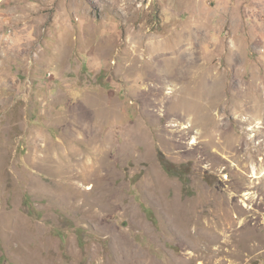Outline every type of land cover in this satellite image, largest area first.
<instances>
[{
	"label": "rangeland",
	"instance_id": "rangeland-1",
	"mask_svg": "<svg viewBox=\"0 0 264 264\" xmlns=\"http://www.w3.org/2000/svg\"><path fill=\"white\" fill-rule=\"evenodd\" d=\"M0 264H264V0H0Z\"/></svg>",
	"mask_w": 264,
	"mask_h": 264
},
{
	"label": "bare ground",
	"instance_id": "bare-ground-1",
	"mask_svg": "<svg viewBox=\"0 0 264 264\" xmlns=\"http://www.w3.org/2000/svg\"><path fill=\"white\" fill-rule=\"evenodd\" d=\"M75 136L76 135H71L72 140H75ZM76 139H77V137H76ZM49 160L57 162L55 164V166L53 167V168H55L53 170L54 174L56 176H58L59 179H66V182H68L70 185L69 187H67L66 189H63V190L56 191V189H55L54 190L55 193H57L59 196H61L63 201H65V200H67V201L71 200L72 201V199H76V200H74L76 202L82 201L81 203L79 202V204L77 206H81V204L88 203V201H86L87 199L85 200V196H82L83 192H80L79 190L77 191V189L73 186L77 183H84L86 181L96 180V177L98 176V172H97V168L94 165V163L89 164V162L87 160L81 159L79 154L76 153V151H74V150H72L71 152H69V151L61 152V149H59V148L58 149L56 148L55 151L50 152ZM93 161H94V159H93ZM72 180L77 181V183H75ZM54 191L52 190V192H54ZM87 205H89V203Z\"/></svg>",
	"mask_w": 264,
	"mask_h": 264
},
{
	"label": "trees",
	"instance_id": "trees-1",
	"mask_svg": "<svg viewBox=\"0 0 264 264\" xmlns=\"http://www.w3.org/2000/svg\"><path fill=\"white\" fill-rule=\"evenodd\" d=\"M167 171H168V172H171V170H170V169H167ZM146 212H147V211H146ZM147 213H148V212H147Z\"/></svg>",
	"mask_w": 264,
	"mask_h": 264
}]
</instances>
